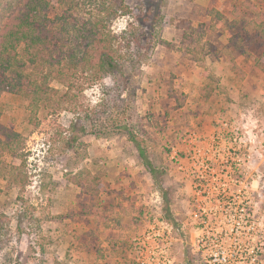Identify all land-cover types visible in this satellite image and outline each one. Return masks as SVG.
<instances>
[{"label": "rangeland", "instance_id": "rangeland-1", "mask_svg": "<svg viewBox=\"0 0 264 264\" xmlns=\"http://www.w3.org/2000/svg\"><path fill=\"white\" fill-rule=\"evenodd\" d=\"M152 1L149 28L137 19L147 0H124L129 13L108 24L120 71L94 81L84 73L72 103L31 113L20 96L0 95V124L20 136L27 178L12 187L0 179V264H140L150 247L138 238L153 224H167L170 264H206L193 216L197 197L181 168L189 135L208 155L221 122L246 141L235 152L236 175L247 176L264 264V37L256 22L264 0ZM90 110L97 119L86 118ZM90 121L104 135L85 134ZM2 160L7 171L21 163L7 154ZM154 253L150 263L161 264Z\"/></svg>", "mask_w": 264, "mask_h": 264}, {"label": "trees", "instance_id": "trees-1", "mask_svg": "<svg viewBox=\"0 0 264 264\" xmlns=\"http://www.w3.org/2000/svg\"><path fill=\"white\" fill-rule=\"evenodd\" d=\"M147 3L146 14L141 13L137 19L140 26L150 24L149 28H153L154 3L152 0ZM0 13V95L20 96L27 101L31 113L40 107L58 108L63 103H72L71 90L86 72L94 81L103 74L120 71L122 55L118 53L117 38L108 32V24L129 13L124 0H5ZM256 22L262 29L259 36L264 37V17ZM140 40L135 38L137 43ZM51 82L66 85V91L59 94L50 86ZM97 117L95 110L86 114L90 120ZM90 124L87 130L83 125L85 134L104 135L94 122ZM129 130L128 140L135 146L145 169L153 173L142 140ZM19 137L0 124V179L7 182V187L23 186L27 179L23 173L24 158L19 153ZM72 145L65 143L66 148ZM6 154L20 158L19 166L7 171L2 160Z\"/></svg>", "mask_w": 264, "mask_h": 264}, {"label": "built area", "instance_id": "built-area-1", "mask_svg": "<svg viewBox=\"0 0 264 264\" xmlns=\"http://www.w3.org/2000/svg\"><path fill=\"white\" fill-rule=\"evenodd\" d=\"M226 138L227 147L220 146ZM188 139L185 166L181 170L190 178L197 197L193 216L200 228L198 242L207 250L206 264H262L259 253L263 242L254 233L261 224L251 213L247 176L236 175L240 159L235 152L246 144L245 138L236 126L221 122L212 137L211 149H206L208 155L201 151L196 135H189ZM167 232V224H153L140 235L139 245L150 247L140 264H151L156 249L161 264L171 263L167 257Z\"/></svg>", "mask_w": 264, "mask_h": 264}]
</instances>
